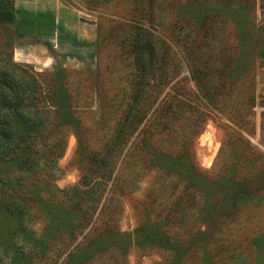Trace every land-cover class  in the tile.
I'll list each match as a JSON object with an SVG mask.
<instances>
[{
	"label": "rangeland",
	"instance_id": "374dc122",
	"mask_svg": "<svg viewBox=\"0 0 264 264\" xmlns=\"http://www.w3.org/2000/svg\"><path fill=\"white\" fill-rule=\"evenodd\" d=\"M141 1L11 0L15 14L12 60L39 73L59 68L78 73L71 80L80 91L81 104L90 88L96 92L93 101L87 102L90 106L84 104L81 109L92 149H102L107 130L116 122L114 106L121 103L133 80L129 43L141 30L159 40L163 63L158 73L162 81L157 78L151 89V112L181 86L183 92H196L191 78L194 63L206 64V100L195 99L206 121L196 136L185 140L199 168L232 180L237 190L232 196L234 216L227 209L206 221L207 233L222 246L215 251L209 244L204 250L199 238L190 236L195 232L191 229L194 217L186 220L183 230L188 236L177 244L179 259L182 264H264V0H155L153 16ZM88 72L93 73L90 80L85 77ZM167 129L169 149L175 150L182 134ZM64 138L62 154L48 151L27 157L33 168L25 174L11 162L0 165L4 199L18 201L13 194L21 187L23 196L31 200L25 217L29 221L22 228L15 227L11 209L0 204V264H53L50 259L62 264L66 254H59L56 245L36 251L33 239L46 242L49 236L35 197H42L51 184L69 189L81 175L76 137L72 132L53 136L58 144ZM122 165L124 183L119 186L124 189L115 188L109 198L121 206L118 229L131 233L153 217V210L146 206L147 195L153 190L156 209L167 203L170 191L157 185L153 172L136 174L139 167L133 173ZM8 176L15 178L13 183L5 182ZM213 193L206 191L208 196ZM221 221L223 227L218 226ZM141 247L130 250L127 264L164 262L162 251Z\"/></svg>",
	"mask_w": 264,
	"mask_h": 264
},
{
	"label": "trees",
	"instance_id": "16d2710c",
	"mask_svg": "<svg viewBox=\"0 0 264 264\" xmlns=\"http://www.w3.org/2000/svg\"><path fill=\"white\" fill-rule=\"evenodd\" d=\"M154 1H141L150 16H153ZM14 23L11 0H0V54L3 57L0 60V165L11 162L25 174L33 168L27 157L48 151L55 156L62 154L65 138L61 144L53 140L58 132L63 137L68 132L75 135L80 164L83 163L76 185L60 190L51 184L42 197H35L36 208L45 222L43 230L49 232L46 242L33 239L35 250L44 251L56 245L59 254H66L62 264H127V254L134 246L141 245V248L149 246L162 251L164 262L159 264H182L177 244L188 236L183 224L192 217L191 229L195 232L189 235L199 238L204 250L206 244L212 251L222 247L217 240L215 242L213 234L207 233L206 221L215 220L227 209L231 211L235 207L232 196L237 190L232 180L223 174L199 168L185 140L190 135L196 136L200 125L206 121L195 106V99L206 100V64H201L200 60L194 63L191 78L196 92H183L181 86L151 112V89L157 78L159 83L162 81L158 73L163 63L158 54L159 40L141 30L129 43L133 80L127 92H123L121 103L114 106L116 122L107 130L102 149H92L84 132L81 109L84 104L90 106L87 102L93 101L96 92L90 88L81 104L80 91L71 80L78 73L63 68L39 73L30 66L13 62ZM85 77L90 80L93 73H85ZM94 125L98 127L100 123L95 121ZM167 127L169 132L182 134L175 150L169 149ZM122 164L133 173L139 167L136 174L153 172L157 185L170 191L167 203L156 209L153 190L147 195L149 205L146 206L153 210V217L148 224H138L131 233L118 229L116 221L121 206L114 197L109 198L115 188L124 189L119 186L124 183L120 174ZM14 179L8 176L5 182L11 184ZM209 190L214 192L210 196L206 195ZM23 191L18 187L13 194L18 201H25L23 203L14 198L5 200L0 193V204L11 209L16 217V228L24 227L29 221L25 217L31 200L23 196ZM231 212L234 216V211ZM224 223L221 221L218 226L223 227ZM114 253L121 256L114 257ZM204 260L206 263V257ZM50 262L54 264L55 260L50 259Z\"/></svg>",
	"mask_w": 264,
	"mask_h": 264
}]
</instances>
